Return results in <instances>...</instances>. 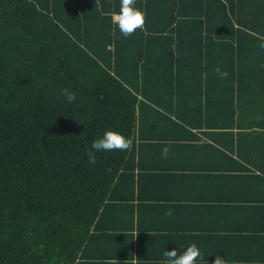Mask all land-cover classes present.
<instances>
[{
  "label": "trees",
  "instance_id": "1",
  "mask_svg": "<svg viewBox=\"0 0 264 264\" xmlns=\"http://www.w3.org/2000/svg\"><path fill=\"white\" fill-rule=\"evenodd\" d=\"M136 3L125 37L120 0H0V264H83L179 151L222 163L259 141L237 172L264 180V0ZM109 129L130 146L90 163Z\"/></svg>",
  "mask_w": 264,
  "mask_h": 264
},
{
  "label": "crops",
  "instance_id": "2",
  "mask_svg": "<svg viewBox=\"0 0 264 264\" xmlns=\"http://www.w3.org/2000/svg\"><path fill=\"white\" fill-rule=\"evenodd\" d=\"M244 143L243 156L227 151L231 157L222 163L176 152L159 189L146 185L141 194L135 188L133 223L105 227L112 230L91 240L83 264H162L165 251L175 248L179 255L192 244L203 257L198 264H214L217 255L227 264H264V180L259 169L237 172L252 168L247 163L254 161L252 154L259 156L258 150L245 149L262 144ZM169 210L172 214L165 215Z\"/></svg>",
  "mask_w": 264,
  "mask_h": 264
},
{
  "label": "clouds",
  "instance_id": "3",
  "mask_svg": "<svg viewBox=\"0 0 264 264\" xmlns=\"http://www.w3.org/2000/svg\"><path fill=\"white\" fill-rule=\"evenodd\" d=\"M119 7V12L112 16V22L115 26L114 31L118 29L120 34L127 37L132 35L137 29L143 30L147 12L137 7L136 0H120ZM216 71L220 72V69L217 68ZM226 74L221 73L222 76ZM61 92L69 103L76 99L75 93L70 92L68 89H62ZM130 144L131 141L122 133L109 129L102 136L92 141L88 151L89 162L95 163V153L97 152L125 150ZM167 152L168 149L165 148L163 154L166 156ZM171 214V210L165 213V215ZM200 259H203L200 249L195 244H192L179 255L175 248L165 251L162 264H198ZM214 264H227V261L222 256L217 255L215 256Z\"/></svg>",
  "mask_w": 264,
  "mask_h": 264
}]
</instances>
